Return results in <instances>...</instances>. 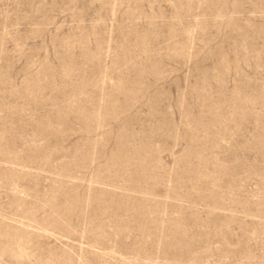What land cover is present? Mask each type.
Masks as SVG:
<instances>
[{"label": "rangeland", "instance_id": "rangeland-1", "mask_svg": "<svg viewBox=\"0 0 264 264\" xmlns=\"http://www.w3.org/2000/svg\"><path fill=\"white\" fill-rule=\"evenodd\" d=\"M0 264H264V0H0Z\"/></svg>", "mask_w": 264, "mask_h": 264}]
</instances>
